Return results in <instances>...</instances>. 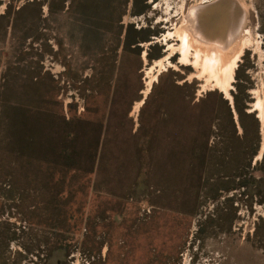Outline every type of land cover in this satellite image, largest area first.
Here are the masks:
<instances>
[{
  "label": "rangeland",
  "instance_id": "rangeland-1",
  "mask_svg": "<svg viewBox=\"0 0 264 264\" xmlns=\"http://www.w3.org/2000/svg\"><path fill=\"white\" fill-rule=\"evenodd\" d=\"M263 153L264 0H0V264H264Z\"/></svg>",
  "mask_w": 264,
  "mask_h": 264
},
{
  "label": "bare ground",
  "instance_id": "bare-ground-1",
  "mask_svg": "<svg viewBox=\"0 0 264 264\" xmlns=\"http://www.w3.org/2000/svg\"><path fill=\"white\" fill-rule=\"evenodd\" d=\"M185 43L186 42H184L183 43V46H181V49H179V50H181V52H182V54L184 55V58H183V60H186V51L184 50V46H185ZM189 53V52H188ZM200 56V55H199ZM210 56H211V58H205V59H211V62H217V59H214V58H217V55L215 54V53H213V52H210ZM161 62L162 61H159L156 65H158V66H162V64H161ZM207 66V65H206ZM212 66V65H211ZM156 67V66H155ZM234 67V66H233ZM214 68V67H213ZM215 72V71H214ZM234 72V69H232V68H230L229 70H227V71H225V75L227 76V77H229L230 79H231V74ZM218 73V72H217ZM215 77H216V75H215ZM218 84H219V82H218ZM151 85V83H149V85L148 86H150Z\"/></svg>",
  "mask_w": 264,
  "mask_h": 264
},
{
  "label": "crops",
  "instance_id": "crops-1",
  "mask_svg": "<svg viewBox=\"0 0 264 264\" xmlns=\"http://www.w3.org/2000/svg\"><path fill=\"white\" fill-rule=\"evenodd\" d=\"M170 119V118H169ZM169 123V121H168V118H167V121L166 120H158L157 119V122H155V126H154V128H155V132L156 133H161V130H163L164 129V131H165V127H166V125ZM158 128H159V130H158ZM157 129V130H156Z\"/></svg>",
  "mask_w": 264,
  "mask_h": 264
},
{
  "label": "trees",
  "instance_id": "trees-1",
  "mask_svg": "<svg viewBox=\"0 0 264 264\" xmlns=\"http://www.w3.org/2000/svg\"><path fill=\"white\" fill-rule=\"evenodd\" d=\"M142 12H139V14H141ZM150 41V37L148 36V37H145V38H141L140 39V41L138 42V43H142V42H149ZM147 57H149L150 58V54H147ZM262 161H263V163H264V153H263V157H262ZM245 186H246V183L245 182H241L240 184H239V186L238 187H241V188H245Z\"/></svg>",
  "mask_w": 264,
  "mask_h": 264
}]
</instances>
